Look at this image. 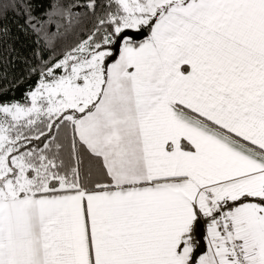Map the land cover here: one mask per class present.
<instances>
[{
	"label": "snow or ice",
	"instance_id": "6c2138e0",
	"mask_svg": "<svg viewBox=\"0 0 264 264\" xmlns=\"http://www.w3.org/2000/svg\"><path fill=\"white\" fill-rule=\"evenodd\" d=\"M0 81V264H264V0H0Z\"/></svg>",
	"mask_w": 264,
	"mask_h": 264
},
{
	"label": "trees",
	"instance_id": "16d2710c",
	"mask_svg": "<svg viewBox=\"0 0 264 264\" xmlns=\"http://www.w3.org/2000/svg\"><path fill=\"white\" fill-rule=\"evenodd\" d=\"M4 83H6V82H5V81H0V87H2ZM25 86H26V85H21L19 88H17V89L15 90V94H16L17 96H19V95L21 94V92L23 91V89H24ZM9 95H11V92L9 93Z\"/></svg>",
	"mask_w": 264,
	"mask_h": 264
}]
</instances>
